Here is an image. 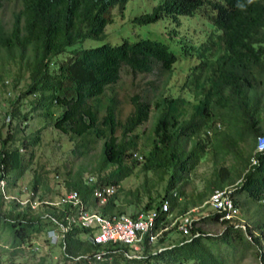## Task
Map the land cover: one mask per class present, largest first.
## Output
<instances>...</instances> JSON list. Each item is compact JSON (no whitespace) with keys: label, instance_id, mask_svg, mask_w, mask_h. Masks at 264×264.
Listing matches in <instances>:
<instances>
[{"label":"trees","instance_id":"1","mask_svg":"<svg viewBox=\"0 0 264 264\" xmlns=\"http://www.w3.org/2000/svg\"><path fill=\"white\" fill-rule=\"evenodd\" d=\"M9 1H17L19 6L12 12L9 25L0 21V52L31 67L25 93H48L51 101L62 108L53 124L63 132L103 139L95 167L96 181L84 180L80 171L66 182L69 190H77L89 206L98 207L104 214L125 213L115 193L103 205H97L93 189L108 182L107 174L99 172L116 165L110 171L114 173L111 183H118L138 163L142 171L156 175L157 184L165 182V188L157 196L149 193L148 200L131 216L157 208L168 199L169 211L158 217L166 219L174 206H179V214L185 213L205 202L215 189L234 184L237 187L232 194L237 206L235 195L241 191H245L251 203L264 206V150L256 149L258 136L264 135V0H160L149 11L134 17L139 23L164 17L177 21L180 15L198 12L213 25L196 47H190L196 53L197 63L190 68L184 85L192 98L159 94L153 103V126L147 134L137 128L149 118L150 99L132 95V110L121 119L115 95L111 94L105 102L102 96L118 81L125 66L133 73H149L157 67L170 74L178 57L167 44L150 38L123 39L116 44L104 42L74 48L68 59L59 58L77 42L101 38L105 25L113 20L114 8H123L128 0H0V13ZM17 113L12 109L10 117ZM216 118L228 125L227 130H219ZM207 128L213 130L211 140L207 133L201 137ZM142 135L144 140L140 142ZM36 139L37 136L22 139L21 145L27 148ZM207 151L214 157L212 176L204 189L178 204L182 186L176 188L177 175L185 179ZM228 154L233 158L229 165L223 162ZM26 164L19 145L4 140L0 180L5 179L8 192ZM12 172L15 174L8 180ZM3 201L0 191V250L7 251L11 244V253L32 244L50 223L57 226L52 218L66 224V213L73 211L69 206H49L44 214H35L29 204L20 205L15 199H9L10 205L3 210ZM206 221H219V213L192 220L187 234L180 231L183 236L161 249L151 251L152 244L145 243L138 257L129 256L131 248L125 244L100 245L80 238L85 229L76 225L64 233L59 244L65 258H78L76 264H228L220 246L229 248L233 255L239 244L246 247L252 243L243 235L241 226L222 220L219 222L226 224L223 234H210L197 225ZM256 228L264 233V219L256 222ZM4 231L9 234L10 243L5 248L1 246V240H7ZM247 232L254 245H260L261 236L253 234L250 228ZM101 250H107L103 261L94 256ZM258 253L264 264V250L259 249Z\"/></svg>","mask_w":264,"mask_h":264},{"label":"rangeland","instance_id":"2","mask_svg":"<svg viewBox=\"0 0 264 264\" xmlns=\"http://www.w3.org/2000/svg\"><path fill=\"white\" fill-rule=\"evenodd\" d=\"M159 1L128 0L123 8L119 9L116 6L113 20L105 25L101 38L84 39L68 47L59 56L60 59H68L74 48L96 46L104 42L116 44L123 39L135 41L139 38H150L167 44L178 57L170 74L157 67L149 73H133L125 66L120 72L118 81L108 87L102 96V101L105 102L111 94L115 95L118 100V117L121 119H124L132 110L130 102L132 95L140 94L150 99L152 108L149 118L137 128L138 132L145 131V134L153 126L155 119L153 103L159 94L192 98L188 86L184 85L190 68L197 63L196 53L190 47H196L203 35L213 29L212 23L198 12L193 15H180L177 21L170 17H164L151 23H139L134 20L135 16L144 11H149ZM18 6L17 1L5 3L0 13V21L6 26L9 25L12 12L17 10ZM187 50L190 51L189 54ZM59 58H57V62H59ZM30 74L31 67L28 68L21 59L8 58L4 56L3 51L0 52V150L4 140H7V144L19 145L27 164L16 182L9 187V191L21 199H35L39 204L35 207L34 213L44 214L50 208L49 206H54L53 204H45V200L53 203L59 200L61 195L69 191L66 182L72 180L78 172H82L84 180H87L89 176H94L97 179L98 172L95 167L101 157L103 139H93L90 135L75 136L55 127L53 124L55 115H58L62 108L51 101L47 92L25 93L30 82ZM12 109H16L18 113L10 117ZM100 113H103L102 106ZM261 116L264 119V108ZM215 121V125L219 124L217 126L219 130H227L228 125L225 122H219L218 118ZM212 131V128L203 130L201 137H206L207 133L209 135L207 138L211 140ZM144 135H142L140 142H143ZM36 136L35 143L27 148L22 147V139L31 140ZM190 143L191 141L188 142V145ZM240 144L245 145L247 143L241 142ZM213 160L212 153L207 151L185 179L177 175L176 188L182 186V194L177 197L178 204L204 189L207 180L213 174ZM232 161V155L228 154L223 162L229 165ZM126 164L120 170L124 169ZM115 167L116 165L110 166L99 174H107L108 183H111L114 173L110 171ZM14 174L15 172H12L8 180H11ZM156 179L157 177L153 172L142 171L137 163L128 175L118 183H114L117 202L122 204L126 214L138 211L148 200L149 193L153 196L164 193L165 182L157 184ZM229 186L233 190L237 184ZM239 194L238 196L235 195L239 202V213L229 224L241 226L244 229L243 235L252 240V243L246 247L239 244L233 255L232 251L225 248L224 245L220 246V252L228 258V264H263L258 251L259 249L264 250V233L256 228V222L264 219V206H258L248 201L245 191H241ZM9 205L8 200L4 198L2 209L6 210ZM91 207L98 209L95 206ZM178 207V205L174 206L168 213L167 225L171 224L161 239L150 246L151 251L161 249L183 236L174 225V220H179L181 215L178 213ZM213 212H215L214 209L203 202L201 205L189 208L185 213L195 221L197 217ZM197 225L210 234H223L226 229V224L219 221L199 222ZM247 228H250L253 234L261 236L260 245H254L253 238L247 232ZM52 232L57 236L54 243H51L49 239ZM3 236L7 237V240H1V246L5 248L7 244H10L8 232L4 231ZM61 237L59 227L50 223L44 231H41L34 238L32 244L26 245L23 249L11 253L10 250L13 245L10 244L7 251H4L5 249L0 250V263L76 264L78 258H65L62 246L59 244ZM80 238L86 239L87 236L82 234ZM71 241L68 238V242L71 243ZM34 246L37 248L34 249ZM140 255H142L141 250H131L129 256L138 257Z\"/></svg>","mask_w":264,"mask_h":264},{"label":"built area","instance_id":"3","mask_svg":"<svg viewBox=\"0 0 264 264\" xmlns=\"http://www.w3.org/2000/svg\"><path fill=\"white\" fill-rule=\"evenodd\" d=\"M256 149L258 151L264 150V135L258 136ZM87 181L93 183L96 178L89 176ZM0 191L3 198L7 200L15 199L20 205L29 204L32 209H35L39 204L35 199H21L8 192L5 179L0 180ZM114 192L115 184L107 182L96 186L92 195L97 204H99L105 203ZM44 203L47 205L53 204L54 206H69L73 210L66 213V224L52 218L57 223L62 236L71 226L76 225L85 229L84 235L93 244L121 243L129 246L132 251L141 250L145 243L153 244L157 242L171 224L167 225V214L166 219H158L160 214L169 211L170 202L168 199L162 200L157 208L139 212L136 216L126 213L104 214L99 209L89 206L75 189H71L61 195L59 200L54 203L48 200H45ZM205 204L219 213V221L228 220L232 222L239 213V208L235 204L230 186L215 189L207 198ZM174 223L179 231L187 234L192 219L184 213L180 215L179 220H174ZM49 239L51 243H54L57 236L52 232ZM36 248L37 246H34V249ZM106 252L107 250H101L94 253V256L98 260L103 261L106 259Z\"/></svg>","mask_w":264,"mask_h":264}]
</instances>
